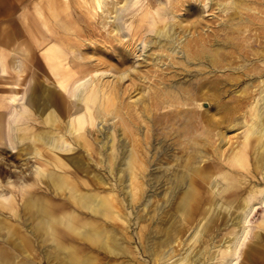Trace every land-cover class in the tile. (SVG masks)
Here are the masks:
<instances>
[{
    "label": "rangeland",
    "instance_id": "374dc122",
    "mask_svg": "<svg viewBox=\"0 0 264 264\" xmlns=\"http://www.w3.org/2000/svg\"><path fill=\"white\" fill-rule=\"evenodd\" d=\"M106 1L102 10H96L93 0H0V264H60V241L66 245L70 244V239H74L76 245L88 240L101 243L92 240L94 237L88 228H97L96 233L100 235L110 232L124 251H108L103 255L99 253L101 249L85 248L90 251L86 263L181 264L182 255L189 254L192 260L185 264H217L220 259L226 264L231 252L237 248L236 253L240 255L236 254L239 255L236 264H264V169L256 171L253 161L259 143L258 127H254L255 132L250 133L246 145L250 155L249 168L235 167L228 162L232 149L243 146L246 123L252 119L264 121V58L245 54L250 52H244L251 47L249 45H257V41H247L252 38L246 39V48L235 51V61L228 64L222 59V66L211 65L206 58L187 56L191 49L204 47L210 55L219 45H227L226 40L234 35L232 30L237 24L243 27L242 34H254L255 29H248L245 24L248 25L250 20L259 21L264 32V0H247L245 7L242 4L245 0H241L242 3L238 0V5L231 4L230 0ZM114 16L118 18L114 19ZM116 23L123 30L116 27ZM163 25L166 34H157ZM184 28L189 30L184 33ZM188 40L192 47L187 46L186 50L182 45ZM160 42H166L170 48L159 45ZM73 46L78 49H69ZM80 54L89 56L83 58ZM68 56L87 61L91 68H127L130 73L122 80L119 97L122 106L126 105L124 109L136 117L137 135L145 143L146 170L141 176L142 191L137 197L140 200L129 198V179L127 174L122 177L120 171L130 149L131 140L128 141L130 138L124 133L128 129L125 130L118 117L111 113L106 114V119L96 117L91 126V154L75 148L73 157L81 161L76 167L77 172L74 168L69 171L57 168L50 173L48 147L43 137L51 136L56 127L45 122L47 115L41 109V100L35 108L24 109L26 94L23 92L30 81L41 90L54 86L58 75L49 72V65L54 66L53 63L59 61L61 66L54 68L66 69ZM105 72L102 76L99 73L101 78H114L113 72ZM202 80H206L207 85ZM209 80L216 81L215 85ZM181 85L189 88L194 96L191 95L187 104L158 105L160 108L155 109L156 88L165 87L183 97L187 93ZM199 89L209 95L205 97L209 101L208 110L200 112L203 118L212 114L220 118V126L207 125L213 127L208 131L211 147L210 144L204 146L208 156L201 163L218 161L221 165L215 171L206 166L207 183L196 175L194 164L184 166L187 153L182 151L175 125L164 126L163 119L157 123L152 116L172 108L201 109L199 97L195 98L196 94H201ZM137 96L142 99L136 100ZM146 105L151 107L150 114ZM254 106L258 107V115L253 113ZM21 110L24 112L17 114ZM195 123L194 132L196 125L200 127ZM219 129L224 130L219 140L222 150L216 154L213 148L218 142L215 140ZM114 146L118 150L114 160L116 165L110 169L108 153ZM37 168L43 169L45 175L39 178L35 174ZM181 172H184L185 180L175 184V178ZM188 192H194L193 198ZM104 199L108 200L109 207H98L96 202ZM244 199L256 202L244 221L247 224L241 219L248 210L247 205L241 204ZM130 200L132 204H129ZM44 206L54 211L47 213ZM71 215L75 218L71 219ZM243 225L248 226L240 235L239 248L234 242ZM165 239L171 241L163 248L162 259L155 261L150 248L157 244L158 248L164 246L160 242ZM222 251L227 252L225 257ZM82 252L77 251L80 255ZM170 253L173 255L168 258Z\"/></svg>",
    "mask_w": 264,
    "mask_h": 264
},
{
    "label": "bare ground",
    "instance_id": "6f19581e",
    "mask_svg": "<svg viewBox=\"0 0 264 264\" xmlns=\"http://www.w3.org/2000/svg\"><path fill=\"white\" fill-rule=\"evenodd\" d=\"M93 1L95 3L94 7H95L96 10H102V8H104L103 6H104L106 0H93ZM127 1L128 0H125V2H127ZM246 1L247 0H245V2L242 1V2H244V3H242L241 0H240V2L243 5L246 3ZM230 2H231V4H236V5H238L237 3H239L238 0H230ZM167 3H168V1H167ZM48 5L50 6L51 3L49 2ZM248 5L249 4H247V6ZM244 7H245V5H244ZM251 7H253V6H251ZM245 11H247V10H245ZM248 12H249V10H248ZM253 13H254V11H253ZM112 14H110V15H112ZM257 14L259 15V13H257ZM108 17H109V15H108ZM115 17L116 16H114V19H115ZM252 17H253V15L251 16V18ZM116 18H118V17H116ZM249 18H250V16H249ZM181 20L182 19H180V21ZM184 21H182V22H184ZM247 24L248 25L245 24V26L248 29H252V28L255 29L254 34H249V33H243L242 34L241 31H242L243 27L242 26H239L237 24L236 27L233 26L234 28H233L232 31H233L234 35L229 36L228 40H226V42H228L227 45H221V46L219 45V47L216 48V50H214L213 53L210 54V55H208V53L205 50H203L204 47H202V49H196L195 48V49H191L190 50V48L192 47V46H190V45H192V44H190L191 40H188L187 44L186 43H183L182 48L184 47L186 49L187 46L190 47V48L188 47V49L190 50L191 53H188L187 52V56L188 57H193V58L199 57V58H202V59L203 58H206L208 61H210L211 65H218V64H220L222 66L223 65V63L221 62L222 59H226L227 62H228V64H229L230 61H233L234 60L233 59V55H235L234 54L235 51L236 50L238 51L240 49L246 48V46H247L245 44L246 39L252 38V39H249L247 41L248 42L257 41V45H255V46L254 45H249L251 47L250 48L247 47V50H245L244 52L250 51V52H246L245 54L247 55V53L248 54L251 53L255 57H261V59H262V58H264V32L261 30V29H263V25H262L261 22H259V21L257 22V21H254V20H250L249 23H247ZM115 25H116V27H119L120 24L116 23ZM163 27H164V25L161 28H159V30L156 33L157 34L159 33L161 35H165L166 33L163 31ZM113 29L115 30V27ZM120 30H123V28L122 29L120 28ZM187 30H189V29L184 28V30H183L184 33L187 32ZM175 32H177V31H175ZM180 32H181V30H180ZM178 36H179V34H178ZM156 38H158V37H156ZM145 41H146V39H144V43H145ZM168 41L170 42L171 40H168ZM155 43H156V39H155ZM95 44H96V42H95ZM158 44L159 45H163L166 48H170V45H167L166 42H160ZM69 49L75 50V49H78V47L73 46L71 48L69 47ZM127 51H128V49H127ZM237 51H236V53H237ZM241 51H243V50H241ZM80 55H81V57L85 58V56L87 54L85 56L83 54H80ZM207 55L209 57H207ZM87 56H89V55H87ZM250 57H252V56L250 55ZM143 58H145V57H143ZM235 58H236V55H235ZM149 59H151V58H149ZM48 62H52V61H48ZM66 62H67V68L66 69L63 68L61 70L56 69L57 67L61 66V64L59 63V61H57V63H53L54 66L49 65L50 66V71L49 72L56 73V75H58L57 76V81H55L54 86H52V87L47 86L46 89L41 90L39 88H36L34 84H31V81H30V84H29L28 88H26V90L23 92V94H26V98H25V101H24V104H26V106H25L24 109H28V108H32L33 109V108H35V106L37 105L38 101L41 100L42 101L41 109L43 111H45L46 112V115H47V117L45 116V122H48L49 121V123L52 125V127H56V130L53 131V133H51V136H48L47 138L43 137L45 139V143L47 144V147H48V152H47V155H48L47 156V159L48 160H47V163H48V165L51 166L50 173H53L54 172L53 170H56L57 168H62L63 171H69L71 168H74L75 171L77 172L78 170L76 169V167H77V165L80 164L81 161L77 157H73V152L75 151V148L79 147L80 149L86 150L85 152L87 154L88 153L91 154L90 151H89V149H92L93 148V146L90 145V139H89V133L91 131H93V129L91 130V126L95 122V118L96 117H100V118L106 119L107 118L106 117V114H110L111 113L112 116H115V117L117 116L118 117V120H119L120 125L125 130L128 129V132L127 131H124V133L130 138V139H128V141L131 140V142L129 143L130 145H128V146H130V149L128 150V154L126 155L127 158H125L126 159L125 164L123 166H121V165H119V166H121L120 171L122 172V175L121 174L120 175L123 177V176H125L127 174L128 179H129V184L128 185L130 186V188L127 187V188H129L128 189L129 191H127V192L128 193L130 192V195H131V197H129V198H131V200H135L137 197H139L138 195L142 191L143 179H141L142 178L141 176L144 175V171L146 170L145 169L146 168V157H145L146 156V150L144 148V146H145L144 144L145 143L142 142L141 137H138V135H137L138 134V130L136 129V127L138 126V121H137L136 117L131 112L127 111V109H124L126 107V105H125V107L122 106L123 103L121 101V97H119V92L121 91L120 86H121L122 80L125 78V76H129L130 73H128V71L126 70L127 68L113 69V68H110V67H101V66H98L97 68H94V67L91 68L90 65H88V62L87 61H85V60L84 61L83 60H77L75 58V56H68V61H66ZM95 64H96V62H95ZM231 64H233V62ZM248 65H250V64H248ZM54 67H56V68H54ZM132 69L134 71H137V68L136 67H132ZM105 71H108L109 73H110V71L113 72V75L112 76L114 78L111 79V80L110 79L109 80H106V79L101 78L102 74ZM237 72H239V71H237ZM99 73L101 74V76L99 75ZM234 74L232 73V75H234ZM139 75L141 76V74H139ZM242 75H243V73H242ZM196 78H194V79L197 80ZM206 78L207 77H205V79ZM255 78H257V77H255ZM214 80L215 79H213V81ZM202 81H205L206 83L205 82L204 83H205V85H207V81L206 80H202ZM171 83H170V85H171ZM173 83H175V82H173ZM182 83H184V82H182ZM214 83L211 82V84H214ZM214 85H213L212 88H214ZM200 86H201V84H199L198 87L200 88ZM209 86H212V85H209ZM260 87L261 86H259V88ZM181 89L182 90H185L186 93H187L183 97L177 96L176 93H174V92H172L170 90L165 89V87L159 88L158 90L156 88V91L157 92H156V94H154L155 109H159L160 108L158 105H163V106L166 107V106H170V105H172V106H179V104H185V103L187 104L188 100L191 98V95H192L191 93L192 92L190 91L189 88H186L185 86H182V85H181ZM207 89H209V88H207ZM214 89H216V88H214ZM126 90H128V89H126ZM217 90H218V86H217ZM188 91H190V92L188 93ZM199 91H200V89H199ZM122 92H124V91H122ZM240 92H243V89H241ZM196 93H198V91ZM196 93H194V94H196ZM206 93H208V92H206ZM206 93H205V91L202 90L201 94L198 93L200 95L196 94V97L195 98L199 97L198 98V104H199V107L201 108V109H199L197 111L194 110V109L193 110H190V109H182L183 107L181 109L180 108H178V109H173L172 108V109H168V110H165L164 109L165 111L163 113H160V112L153 113L152 116H153V119L157 123L161 122L162 119H163V121L165 123L164 126H172V125H175L174 131L177 133V137H178L179 143L181 142L180 145L183 146L182 147V151H183V153H187L186 154L187 161L185 160L184 166L185 167H188L189 165L194 164L195 170H196V175L198 177L202 178V180L207 183V180H208L207 178H208L209 174L206 172V170H207L206 166H210L212 168V170L215 171V170L220 169L221 168L220 167L221 165H220V163H218V161H216V162H214V161L204 162L203 161L201 163V161L204 160V159H206V157L208 156V153L205 151L206 149H204L205 148L204 146L206 144H210V140L208 139V135H209L208 134V131L209 132L212 131V128L213 127L220 126L218 124L219 121H220V118L219 119L216 118V116H215L216 114H212V115H209V116L203 118V116L200 113L201 111H202V113H205V110H208L209 101L206 99V98H208V97H206V95H208ZM210 93H211V91H210ZM214 93H217V92H214ZM124 95H125V92H124ZM247 95H249V94H247ZM241 96H244V95H241ZM141 99H142V96H141V98H140V96H137L136 97V100H139L140 101ZM236 101H238V100H236ZM249 103H251V102H249ZM218 105L221 106L220 103ZM218 105H217V108H219ZM145 108L146 109L147 108L149 109V111L148 110L147 111H148V114H150L151 107H149V106L147 107V105H146ZM253 111H254L253 112L254 114H257L258 115V107L254 106ZM23 112L24 111L21 110L17 114L20 115ZM65 116L68 117V120L67 121L64 120V117ZM162 116H164V118ZM192 118L194 119L193 121H192ZM194 121L196 123L200 124V127L199 128L196 125V127H197L196 132H194V128L195 127L193 128ZM203 121H206V123L202 124ZM258 121H256L255 119H252L250 122L246 123L247 128H246V130L244 132V138L245 139L243 141V146H241V147L240 146H237L235 149H232L231 155L228 158L229 159L228 162L230 163V165L235 166V167H239V168H249V165L251 164L250 163V155L247 154L246 145L248 144L249 136L252 135L250 133L255 132L254 127H256V129L258 127L259 129H257V130L259 132L258 133L259 134L258 135L259 143H258V145H257V147L255 149V157H254V160H253L254 161V164H255L254 169H256V171L257 170L262 171L264 169V121H261V120H258ZM211 123H212L213 127L210 128V126H211L210 124ZM104 124H106V123H104ZM112 125H114V124H112ZM207 125H210V126H207ZM232 125H234V124H231L230 126H232ZM94 131H95V128H94ZM55 132H56V134H55ZM223 133H224V130H222V129L221 130L219 129L218 131H216L217 138H216V140L215 139L214 140L215 141L218 140V142H217V144H214L215 146L213 148V151L216 154H219V152L222 150L221 145H219V140H221V137L223 136ZM69 135L71 136L70 139L68 137ZM171 135H173V134L171 133ZM125 139H126V137H125ZM128 141L125 140V142H128ZM41 142H43V141H41ZM122 142H124V140ZM108 145H109V143H108ZM210 147H211V144H210ZM112 148H113V150L108 153V154H110V157H109V159H110L109 160V167H110V169L113 168L114 164L116 165V163H115L114 160L117 157V153H118V150H117V147L116 146H114ZM188 148H190V149H188ZM90 160H91V158H90ZM104 163H107V162L104 161ZM197 164H199V165H197ZM78 167H80V166H78ZM116 169H118V168H116ZM147 169H148V167H147ZM251 170H250V172H252ZM155 172H157V171H155ZM35 174L39 178L42 177L43 175H45L44 172H43V169H41V168H37L35 170ZM120 177L118 179H120ZM113 178H115V177H113ZM121 179L124 180L123 178H121ZM175 180H176L175 184H181L185 180V174H184V172H181L179 175H177V178H175ZM111 187H114V186L111 185ZM122 189H125V188H122ZM125 191H126V189H125ZM121 192H123L124 195H125V192L124 191H121ZM166 192H167V190H166ZM155 193H156V191H155ZM193 193L192 192L189 193L190 194L189 195L190 198H193ZM140 199H138V200H140ZM131 200H130L129 204L130 203L132 204ZM243 201L244 202L241 203V204H243L245 206L246 205L248 206V210H246L245 213L243 212L244 214L241 215L242 216L241 219H243V222H244V221L247 220L248 213H250L251 209L256 206L255 205L256 202L254 203V201H250V200L248 201L247 199H244ZM120 202H122V201H120ZM240 202H242V200ZM96 203H97V206L98 207H102V206L103 207H106V208L109 207V202L106 199H104L103 201H100V202H96ZM63 207H64V205H62L61 209H63ZM65 208H66V205H65ZM123 208H124V205H123ZM242 208L244 209V207H242ZM43 209L44 210H47V213L54 211L51 207H45L44 206ZM142 209H144V207ZM44 210H43V212H44ZM128 212H130V210ZM238 216H240V215L238 214ZM73 218H75L74 215H71V219H73ZM99 219H101V218H99ZM236 220H238V219H236ZM244 223H246V222H244ZM263 224H264V222H263ZM65 225H67V224H65ZM246 226H248V225H246ZM246 226L243 225V228L241 230V234H239L238 236H236L237 238H236V240L234 242V246L237 245L238 240H240L239 238L241 237L240 235H242L243 232L246 230ZM96 229L95 228H91V229L88 228L87 230H89V232L93 235L94 238H92V240H99V242H101L99 244H97L95 241L88 240L87 242L86 241H84V243L80 242V243H78L76 245L74 239H70V241H69L70 244L67 243V245H66L62 241H60L59 242L60 264H85L86 263V259L87 258L88 259L90 258V251H85L84 250L85 248L99 249V250L101 249L99 253L100 254H103V255H105L104 253L105 252L107 253L108 251H117V252L122 251V244H120V242L117 241L116 238H113L111 236L110 232L106 233L105 235H100V233H96ZM247 232H248V230H247ZM198 234L200 235L199 232H198ZM173 235H176V232ZM128 236H130V235H128ZM198 238H199V236L196 237V239H198ZM231 240H233V239H231ZM242 240H243V242L245 241L244 238L243 239L241 238V241ZM170 241H171V239H165L163 242H160V245H164V246H161L160 248H158L159 247L158 244L156 246H154V245L151 246L150 250H152V253L154 254L153 255L154 256L153 258L155 259V261L158 260V259H162V254L164 252L163 248L165 246H167L166 243H170ZM237 246H239V245H237ZM241 247H242V244H241ZM232 248L234 249L233 246H232ZM239 248H240V246H239ZM236 249L231 252L232 254L230 253L231 256H230V254L228 255V256H230V258H229V260H228V262L226 264H236V261H237L236 260V257L238 259V256L240 255L239 253H236V251H237ZM33 251H35V250H33ZM77 251H83L82 252V255H80L81 253L78 254ZM171 251H173V250L171 249ZM224 251H222V255L225 257V254H227V252H224ZM236 254H239V255L237 256ZM172 255L173 254L170 253L169 256H168V258H170V256H172ZM164 257H163V259H164ZM181 258H182V262H183L181 264H185V263H188V260L191 259V256L189 254H183ZM86 264H92V263L89 262V263H86ZM132 264H133V262H132ZM173 264H175V263H173ZM217 264H224V262L222 261V259H220Z\"/></svg>",
    "mask_w": 264,
    "mask_h": 264
}]
</instances>
